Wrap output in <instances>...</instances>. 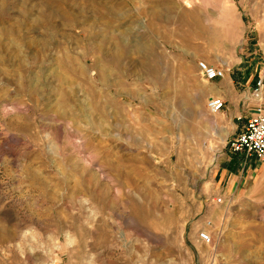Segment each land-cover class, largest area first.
Here are the masks:
<instances>
[{
	"label": "rangeland",
	"instance_id": "obj_1",
	"mask_svg": "<svg viewBox=\"0 0 264 264\" xmlns=\"http://www.w3.org/2000/svg\"><path fill=\"white\" fill-rule=\"evenodd\" d=\"M200 61L254 95L264 0H0V264H264Z\"/></svg>",
	"mask_w": 264,
	"mask_h": 264
},
{
	"label": "crops",
	"instance_id": "obj_2",
	"mask_svg": "<svg viewBox=\"0 0 264 264\" xmlns=\"http://www.w3.org/2000/svg\"><path fill=\"white\" fill-rule=\"evenodd\" d=\"M233 74L235 75L234 71L227 69L225 76L212 81L214 87L209 88L211 92L209 98L220 97L226 102L223 119L226 120L228 125H231L227 140L241 133L247 119L256 114L260 108L264 113V91L263 99L256 100L252 94L253 88L250 86L241 88L240 82L234 79ZM226 156L227 158L223 156L224 159H221L222 162H220L221 165L219 167L222 181L228 179V177L231 179L233 176H238L240 178L238 182H242L243 179L248 178V180L253 181L254 185H258L256 177L263 170L262 165L264 163L258 162L255 159L246 160L244 154L233 153L230 149L226 153ZM256 171L259 172L257 173ZM245 182L244 184L246 185Z\"/></svg>",
	"mask_w": 264,
	"mask_h": 264
},
{
	"label": "built area",
	"instance_id": "obj_3",
	"mask_svg": "<svg viewBox=\"0 0 264 264\" xmlns=\"http://www.w3.org/2000/svg\"><path fill=\"white\" fill-rule=\"evenodd\" d=\"M202 77L208 81H215L225 76L226 70L216 67L206 61L198 63ZM264 76L256 82L254 96L258 100L263 99ZM226 107V102L220 97H211L208 108L213 113H218ZM227 146L233 153H242L246 160L255 159L264 163V113L260 108L258 112L247 119L241 133L227 142ZM200 239L205 243L212 242V236L207 231L200 233Z\"/></svg>",
	"mask_w": 264,
	"mask_h": 264
}]
</instances>
